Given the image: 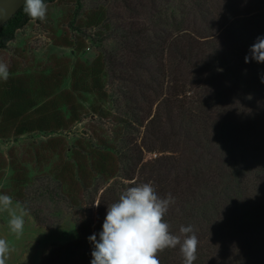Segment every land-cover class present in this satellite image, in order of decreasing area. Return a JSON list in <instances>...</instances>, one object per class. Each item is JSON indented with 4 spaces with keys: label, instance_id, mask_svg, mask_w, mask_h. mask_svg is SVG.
Wrapping results in <instances>:
<instances>
[{
    "label": "rangeland",
    "instance_id": "374dc122",
    "mask_svg": "<svg viewBox=\"0 0 264 264\" xmlns=\"http://www.w3.org/2000/svg\"><path fill=\"white\" fill-rule=\"evenodd\" d=\"M195 1L156 0L152 11L148 0H56L47 4L44 21H29L0 50V62L10 72L1 84L23 79L30 99L37 105L54 99L66 119L70 116L66 94L70 92L78 114L75 123L53 133L0 137V193L26 204L43 221L37 223L29 213L19 239L9 227L6 234L0 233L16 251L13 264H91L94 245L88 238L97 234L99 239L105 219L100 216V205L95 204L106 190L123 193L135 186L133 182L152 184L156 177L153 163L161 156L185 157L190 166L183 168V178L176 181V174L166 175L162 184L183 190L187 180L193 187L201 186L206 197L203 216L185 224L181 222L185 204L173 197L167 212L170 231L179 234L182 225H191L198 241L205 237L197 247L203 248L211 241L207 226L217 229L221 222L226 223L230 227L222 231V238L232 245L226 263L219 264H264V249L256 244L264 245L263 178L252 170L224 165L214 140L221 127L231 128L234 122L220 127L202 121L211 104L206 96L218 85L216 72L213 75L208 65L191 68L179 55H170L171 40L166 39L163 57L158 56L163 67L153 83L147 72L135 66L138 47L126 38L131 29L144 31L143 37L148 38L161 29L172 38L181 35ZM209 5L221 23L215 42L229 54H250V48L238 45L230 32L236 25L257 34L264 27V0H212ZM98 58L103 66V99L92 89L89 77ZM152 64L156 66L154 59ZM220 80L234 82L227 72ZM75 86L83 91L74 90ZM259 89L251 87V97L243 102L259 101L264 94ZM215 114L231 116V111L226 107L224 113ZM247 120L241 121V138L249 128ZM259 121L264 123V117ZM166 127L168 133L161 135ZM257 141L264 144V128ZM102 154L108 156L103 162L105 172L92 165ZM195 176L196 180L191 179ZM104 197L106 216L108 205L116 200L108 193ZM258 208L260 224L253 217ZM7 220V213H0L3 225H8ZM176 260L183 262L181 252Z\"/></svg>",
    "mask_w": 264,
    "mask_h": 264
},
{
    "label": "trees",
    "instance_id": "16d2710c",
    "mask_svg": "<svg viewBox=\"0 0 264 264\" xmlns=\"http://www.w3.org/2000/svg\"><path fill=\"white\" fill-rule=\"evenodd\" d=\"M54 1L56 0H45V3H53ZM148 1L150 3L149 9L155 11L156 0ZM211 1H195L196 7L192 9L194 12L191 11L186 14V19L184 20L186 26L185 29H182L183 33L181 35L177 34V36L172 38L170 37L171 34L166 35V32L163 33L161 29L159 30L161 33H158V30H154L153 36L148 38L143 37L144 31L131 29L128 31L130 36L126 38L135 44L134 46L138 47L135 51V66L138 70L147 72L149 80L153 83L157 81L156 75L159 74L161 67H163L158 62V59L163 57L164 47L168 39L171 40L168 44V53L170 55H179L184 63L189 66L191 64V68L194 64H196V67L208 65V69L213 71V75L216 72L215 77H219L218 85L216 86L215 84V90L212 93L208 92V96H206L211 101V104H209L208 111L204 113L202 121L206 126H210V124L220 126L222 123L228 125V123L234 122L233 127L228 129L220 126L222 131H220L219 137L216 135L214 140L217 147H220V156L224 158L223 163L227 168L252 170L260 180L263 178L262 181L264 183V144L257 141L262 135V129L264 128V123L259 121L264 117V94H260L259 101L253 103L243 102L244 100H249L251 97V87L258 86L260 87V91L264 90V83L261 82L262 78H264V63H258L252 59L248 63H245V57L250 56V54H247L245 57L244 54L239 55L235 52L229 54L223 45L215 42L217 40L215 32L219 30L221 23L220 18L215 16L216 13L211 12L209 5ZM140 7L147 8V6L141 3ZM150 16L153 15L151 14ZM29 21H32V19L24 13L22 7L11 19L2 25L0 28V50L4 49L7 43L13 40L16 31L24 27ZM235 26L232 27L230 34H235L234 41L238 45L243 44V47L246 49L248 47L251 48L256 42L257 37L264 36V27H261L260 24L261 30L253 35V32H249L245 26H236L238 28ZM231 39L233 40V38ZM219 42H221V39ZM246 42H248V45L244 46ZM159 55L161 57H158ZM152 59L156 62V66L154 67H151L153 65ZM94 66L95 68L90 69L89 76L92 78V89L103 99L106 94L103 91L101 83L103 66L99 58L96 60ZM226 72L232 73L233 83L226 84L220 80L221 75L226 74ZM26 85V81L23 79H16L14 82L10 81L4 84L0 83V137H3L6 133H12L16 137L34 132L53 133L69 127L78 120L75 97L70 92L66 94V103L70 110V116L66 119L62 114V108H60L54 99L37 105L34 99L29 98ZM74 90L83 91V88L75 86ZM260 91H257V94ZM226 107L231 111V116L214 115V113H224ZM219 109H222V111H218ZM231 117H233V120H231ZM238 118L240 121H238ZM243 118L249 119L247 120L249 128L245 132V137L241 138L240 129L244 124L241 123ZM227 119L229 122L226 123L225 120ZM168 131L166 127L160 133L161 135L162 133L165 135ZM205 131L209 132V129L206 128ZM157 137L160 139V135H157ZM220 156L218 157L220 158ZM107 157L105 154L100 155L99 160L92 162V165L99 167V169H102V172H105L106 167L103 162L107 161ZM153 164L156 165V168L154 166L152 168L156 177L152 181V185L156 189L157 194L161 198H167L169 194L172 197H180L183 200V204H185L181 210L183 216L181 222L185 224L187 220L192 218H201L205 211L204 199L206 198L201 193V186L193 187L186 180L187 186L183 190L181 187L178 190L175 188V185L167 188L166 185L161 183L162 178L166 175L176 174V181L179 178H183L185 175L183 168L190 167L187 158L161 156L160 158H156ZM191 179L196 180L197 177L195 176ZM105 193L111 194V197L116 201L122 194L120 191L112 189L106 190L103 193V196L99 200L101 217H105L102 203ZM20 197L23 198V196ZM191 197H194V199L190 200L189 198ZM27 208L37 223H43L36 213L32 212L29 207ZM253 217L258 218L260 224L261 210L259 208L255 210ZM164 220L168 223L167 213ZM250 222L254 223L253 220ZM211 227L212 225H208L206 230L208 232L206 235L209 236L211 241L206 243L205 247L197 248V259L194 261V264H211V260H214L215 264H219V262L226 263L228 259V251L231 249L232 242L228 238H222V231L230 226H226V223L223 226V222H221V227L220 225H217V229ZM172 233L175 234V232ZM204 238H201L200 241H203ZM211 242L213 244H210ZM256 244L260 250L264 249V245L257 242ZM178 252H180L179 246L176 248H166L158 253L160 264H183V262L180 263L178 262L179 260H176Z\"/></svg>",
    "mask_w": 264,
    "mask_h": 264
},
{
    "label": "clouds",
    "instance_id": "9594fccd",
    "mask_svg": "<svg viewBox=\"0 0 264 264\" xmlns=\"http://www.w3.org/2000/svg\"><path fill=\"white\" fill-rule=\"evenodd\" d=\"M23 4V11L30 19H46L48 6L45 0H24ZM250 59L264 63V36L257 37L245 63ZM9 77V66L0 62V81L6 82ZM261 82L264 83V78ZM133 183L135 186L128 187L117 201L108 205L99 239L97 234L88 238L94 245L91 264H160L158 253L177 246L183 264H194L198 237L193 227L182 225L179 234H173L164 220L170 204L174 203L171 194L161 198L151 183ZM0 213H7L9 230L19 239L29 214L27 205L0 193ZM13 250L7 239L0 238V264H6Z\"/></svg>",
    "mask_w": 264,
    "mask_h": 264
},
{
    "label": "water",
    "instance_id": "95a60500",
    "mask_svg": "<svg viewBox=\"0 0 264 264\" xmlns=\"http://www.w3.org/2000/svg\"><path fill=\"white\" fill-rule=\"evenodd\" d=\"M24 0H0V28L24 6Z\"/></svg>",
    "mask_w": 264,
    "mask_h": 264
},
{
    "label": "crops",
    "instance_id": "0c3cea01",
    "mask_svg": "<svg viewBox=\"0 0 264 264\" xmlns=\"http://www.w3.org/2000/svg\"><path fill=\"white\" fill-rule=\"evenodd\" d=\"M7 230H8V225L7 224L3 225L0 221V233H1V235L6 234ZM15 254H16V251H11L9 253L8 259L6 260V264H13L12 262H14V261H12V259L14 258L13 255H15Z\"/></svg>",
    "mask_w": 264,
    "mask_h": 264
}]
</instances>
